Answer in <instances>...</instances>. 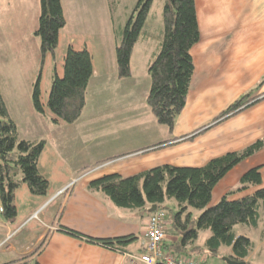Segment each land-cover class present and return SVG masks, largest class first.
I'll return each instance as SVG.
<instances>
[{"label": "crops", "instance_id": "crops-1", "mask_svg": "<svg viewBox=\"0 0 264 264\" xmlns=\"http://www.w3.org/2000/svg\"><path fill=\"white\" fill-rule=\"evenodd\" d=\"M195 7L200 32V41L191 50L195 72L187 104L172 134L163 128L165 126L157 128L158 123L146 102L151 86L148 66L156 57L158 42L147 37L138 41L132 54V76L121 80L115 58L117 36L114 27L104 28L105 38L99 34L98 38L93 36L82 45L78 33L68 31L70 27L61 32L58 50L62 58L69 45L76 44L80 46L77 49L87 48L92 54L94 74L88 92L93 81L112 85V89L105 92L112 95L109 101L114 107L102 109L103 119L111 118V121L100 125L108 131L106 134L110 130L116 129L118 134L122 128L134 129L149 124L158 133L138 139H119L107 149L111 153L104 159L87 158L80 164L73 161L71 143L79 139L98 140L94 133L97 123L77 125L79 120L68 126L55 125L51 121L46 127V136L42 137L46 139H40L46 142V147L38 162L40 173L48 168L52 172L47 179L49 191L37 202L27 191L28 206L22 223L17 222V205L18 214L14 220L0 218V264H131V256L140 257L145 252L146 226L155 212L154 207L141 210L117 207L101 191L90 190V182L105 175L119 174L128 178L163 165L202 167L225 152L237 150L241 142L247 141L245 144H250L247 147L257 141L264 143V0H195ZM40 13V0H0V63L10 75L7 77L9 97L16 101H21L19 86L23 79L26 80L28 74L33 85L39 71L40 43L33 38V32ZM138 44L146 45V59L139 73L134 67ZM12 73L18 75L21 83L15 82L16 76ZM0 88L2 92L4 87ZM5 93L2 92V96L8 105L11 98ZM27 93L30 94L29 89ZM250 93L258 98L250 107L217 124L214 122L229 106ZM86 105L80 119L87 113L88 99ZM119 105H123L122 110ZM121 111L128 117L126 125L117 115ZM50 145L66 159L58 161L54 152L47 151ZM259 153L264 154V148ZM115 154L118 156L112 157ZM247 161H244L247 166L242 169L237 166L224 179L231 176L235 182H241V175L249 167ZM260 167L264 168V162ZM51 181L55 187L51 186ZM167 216L166 222L170 218L169 214ZM34 223L41 225L44 232L36 230V226H32ZM64 227L79 234H69ZM22 232L26 233L24 241L19 237ZM166 232L168 240L164 250L176 258H193L187 256L186 251H177L180 238L175 235L174 228H166ZM87 236L93 239L134 238L117 251L91 242ZM204 258L207 261H202L207 264L210 259L207 255ZM249 259L247 257L245 263L250 262Z\"/></svg>", "mask_w": 264, "mask_h": 264}, {"label": "trees", "instance_id": "trees-1", "mask_svg": "<svg viewBox=\"0 0 264 264\" xmlns=\"http://www.w3.org/2000/svg\"><path fill=\"white\" fill-rule=\"evenodd\" d=\"M154 0H140L135 8L137 16L130 19L127 26L118 32L115 58L118 77L121 80L132 76L131 61L135 45L141 38H151L158 42L156 57L148 66L151 79L147 106L158 125L165 126L172 134L176 121L187 104V98L195 72L192 48L200 41L199 21L195 0H167L162 17L163 29L156 30L148 23ZM41 14L36 36L41 39L39 73L40 77L33 92L34 107L45 114L42 103V70L46 58L57 57L60 34L67 27L61 0H40ZM113 9L111 3V11ZM112 21L113 17H112ZM64 56L63 76L55 68L51 83L47 107L55 125L77 123L87 103V92L93 77V59L89 49L67 48ZM258 98L252 93L241 97L220 114L214 121L219 123L250 107ZM8 108L0 89V200L1 211L7 220H14L18 214L15 194L21 184L27 185L33 196H45L49 191V181L39 171V159L44 153L46 142L20 140L15 121L8 119ZM204 131V130H203ZM264 143L257 141L241 153L230 152L210 160L202 167H177L163 165L148 172L123 178L117 175H105L89 184V189L101 191L112 203L126 210H141L157 207L166 210V200L176 201L178 210L173 221L175 235L182 238L177 244L179 253L185 252L189 244L198 240L200 230L211 231L207 248L212 254H219L222 247H230L232 260L245 262L253 250L252 241L247 236H237L233 229L238 225L257 228L261 224L264 211V188L261 167H255L242 175V189L257 187L252 195L242 199H229L225 195L220 203L212 206L214 189L230 173L262 151ZM17 152H14L16 151ZM17 169V170H16ZM20 171L23 180L18 179ZM191 209L202 210L198 219H194ZM262 209V210H261ZM154 213V212H153ZM168 214V213H167ZM69 234H79L65 228ZM88 237V236H87ZM134 237L93 239L105 247L119 251L133 241ZM12 264V263H10ZM225 264V263H224ZM247 264H250L249 262Z\"/></svg>", "mask_w": 264, "mask_h": 264}, {"label": "rangeland", "instance_id": "rangeland-1", "mask_svg": "<svg viewBox=\"0 0 264 264\" xmlns=\"http://www.w3.org/2000/svg\"><path fill=\"white\" fill-rule=\"evenodd\" d=\"M139 1L140 0H61V3H63L64 14L66 15V19H67L66 26L70 27L68 31H74L75 34L78 33L80 44L82 45L83 43L88 42V40H91L93 36L94 39L98 38L99 34L100 36L105 38L107 31L104 28L117 27L118 32H121L127 26L128 24L127 22L133 17L135 18L137 16V12L135 11V8ZM166 1L167 0H154L151 9V14L148 19V23L152 26L154 31L163 29L162 17H163V13H164L163 10ZM111 3L113 6L112 9L113 11H111ZM112 17L114 21H112ZM35 27L37 31L39 29V22L36 23ZM36 31L33 32L35 34L33 38L39 41L41 47V39L38 36H36ZM87 33L89 34L86 36ZM31 40L33 39H30V41ZM63 41L61 43H63ZM60 46L62 47L63 45L61 44ZM71 46H73L76 49L80 47L78 44H76L75 46L74 45ZM145 46L144 44L143 45L138 44V47L134 52V57H135L134 67L138 69V73L140 72L139 68L142 66L143 61H145L146 59L144 53L146 51ZM64 61L65 60L61 57V50L57 51V57L55 58V60H53L50 56L46 58V63L42 70V77L40 80L41 96H42L41 98H42V103L44 104L45 107V112H46L45 114H40L39 112H37L36 108L34 107L33 92L37 85L36 83L40 77V73H39L40 70L38 71V74L34 78L33 85L31 84V78H29L28 74H27L28 78H26V80L23 79V84L19 86L20 89L19 96L21 101H16L13 100L12 97H9L10 89L7 84L9 82V79L7 77H10V75L7 73L6 66L4 65L3 67V64L0 63V87L1 86L4 87L2 92L6 91L5 93L6 96L8 98H11L9 99V101H7L6 99L8 103V105L6 104V106L9 111L8 119L14 120L16 122L17 130L19 131L20 140L24 141V139L25 140L27 139L26 141L31 140L29 142L35 143L36 142L35 140L41 142L40 139H46L42 137L46 136L47 134L46 127L51 125V121H52L51 112L46 104L50 96L49 93L52 86L51 83L53 82L55 75L54 70L56 68L57 72H59L61 76H63ZM12 75L16 76L15 82L21 83L16 73L15 74L12 73ZM29 84H31V86ZM103 84L104 82L93 81L92 87L90 88L89 92H87L88 94L87 99L89 105L87 109V113L85 117L83 119H80V121L77 124L79 125L80 122L81 123H88L90 121L96 122L97 129L94 131V133L96 134L98 140L89 141L86 139L85 140L79 139V140H74L71 143V154L74 158L73 161L76 163L81 164L82 160L87 158H95L97 160L104 159L106 155L111 153L107 149L111 146V144L117 143L119 139L122 138L138 139V138H144L145 136L149 137V135L158 133L157 132L158 130L154 128L153 125L149 124V126L148 125L142 127L140 126V127H135L134 129L127 127L122 128L121 130L118 131L119 132L118 134H116V129L110 130L109 134H106V132L108 131L104 128L102 129L100 125L105 123L104 121H111V118L103 119L104 111L102 109L105 106L114 107V105L111 104L109 101L110 99H112V95L105 92L106 90H111L112 85L106 86ZM28 86H30V88H28ZM27 89L30 90L29 95L27 93ZM119 106L120 109L122 110L123 105H119ZM92 109H94V112L92 111ZM100 111H102L101 112L102 114H100ZM117 115H119L120 119L125 122L123 123V125H126L127 124L126 121H128L127 120L128 117L124 113H122V111ZM156 126L157 128L163 127L157 124ZM163 128L167 130V128L165 127ZM245 143H247V141H245ZM245 143L241 142V145L237 147L238 148L237 150L230 152L241 153V151H244L247 148V146L250 145ZM47 151L49 153L54 152L57 155L58 161H62L63 159H66L63 157L61 153H58L51 145L49 146ZM14 152H17V150ZM230 152H225V154H228ZM116 154L112 157L118 156ZM109 162L111 161H107V163ZM247 162L250 163H249V167H246L247 170L245 172L252 170L253 167L255 168V167L263 166L264 154L259 153L258 156L253 157V159L251 158V160ZM101 164H98V166H101ZM93 166H91V168ZM243 166L244 167L247 166L245 165V162L239 166L240 169H242ZM91 168H87V169H91ZM17 172H18L17 175L18 179L23 180V176L21 175L20 171ZM42 173H41L42 175H46L45 177L47 179L50 178V176L52 175V172L50 171L49 168L47 170L42 169ZM261 173L263 177V182L260 188H264V168L261 169ZM51 186L55 187L52 181H51ZM256 190H258V188L255 186L250 187L249 189H242L241 182L238 181L235 182L234 179H232L230 176L226 179H223L220 182V184L213 190L214 193L210 205L212 206L218 205L220 203V200L225 196V194H228V198L231 200L242 199L244 196L254 194ZM27 191H29V189L25 184H21V186L17 190L19 194L18 197L16 198L17 200L15 201V205H17L19 211V219H17L18 220L17 222L19 223H22V221L24 220L23 218L24 210L28 206V202L25 195ZM32 197L36 199L34 201L37 202L39 198L42 199L44 196L38 195ZM170 201L172 204L170 203ZM177 205L178 204H176V201L174 200H166L164 206L167 209L166 212L170 215V218L165 223L164 226L165 228L168 229L173 228L171 222L173 221L175 212L178 210ZM1 207H2V203L0 200V209ZM190 212L193 214L194 219H198V217L202 213V210L191 209ZM39 217L43 219V215ZM0 218L6 220L5 215L2 214L1 211H0ZM35 218L38 219V215ZM32 226H36V230L38 231L40 230L41 232H44L41 225L34 223L32 224ZM233 232L237 236H247L251 239L253 250L249 255L250 258L249 263L264 264V211L262 210L261 224L259 227L253 228L245 224L238 225L234 227ZM25 235L26 233L22 232L21 235L19 236L22 239V241L25 240ZM198 237L199 238L195 243L189 244L188 247L186 248L187 256L189 255L199 261L200 260L207 261L204 260L205 259L204 255H207L210 259L207 262V264H224L223 258L231 255L232 249L230 247H225V246L222 247L219 254L210 253L206 244L211 237V231L200 230ZM180 241H182V238H180ZM38 246L39 244L34 245L33 249Z\"/></svg>", "mask_w": 264, "mask_h": 264}, {"label": "built area", "instance_id": "built-area-1", "mask_svg": "<svg viewBox=\"0 0 264 264\" xmlns=\"http://www.w3.org/2000/svg\"><path fill=\"white\" fill-rule=\"evenodd\" d=\"M147 222L145 233V249L140 257L131 256V264H205L194 258H176L173 254L164 250L167 238L166 228L167 213L157 210Z\"/></svg>", "mask_w": 264, "mask_h": 264}, {"label": "water", "instance_id": "water-1", "mask_svg": "<svg viewBox=\"0 0 264 264\" xmlns=\"http://www.w3.org/2000/svg\"><path fill=\"white\" fill-rule=\"evenodd\" d=\"M154 210L156 211L157 210V207L155 206L154 207ZM223 262L225 263V264H247V262L245 263V262H239V261H237V260H232L231 258H229V257H224L223 258Z\"/></svg>", "mask_w": 264, "mask_h": 264}]
</instances>
